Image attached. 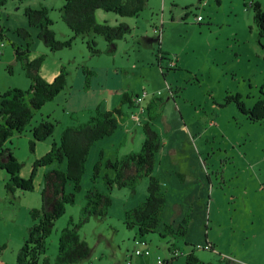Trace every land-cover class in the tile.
I'll return each mask as SVG.
<instances>
[{
	"label": "rangeland",
	"instance_id": "obj_1",
	"mask_svg": "<svg viewBox=\"0 0 264 264\" xmlns=\"http://www.w3.org/2000/svg\"><path fill=\"white\" fill-rule=\"evenodd\" d=\"M251 4L264 10V0H146L136 18L98 11V23L114 26L118 18L132 31L116 43L113 54H105L107 44L96 36L100 53L91 55L83 37L75 38L68 49L51 52L37 39V30L28 27L25 9L44 7L53 22L50 29L55 39L72 38L60 18L63 0H7L0 8V27L6 36L0 41V90L30 86L21 64L13 60L11 45L29 41L14 33L17 28L30 33L28 59L44 57L39 70L43 79L52 82L59 74H52L53 70L60 72L61 67L67 76L65 89L35 112L30 122L34 126L47 117L57 122L52 136L36 142L33 151L27 131L3 145L20 165L17 175L31 179L33 190L7 192V172L0 168V247L4 246L0 264H16L17 252L32 225L29 211L42 205L44 175L66 168L65 161L34 168L35 162L52 143L59 144L67 126L87 122L97 106L115 108L119 102L114 98L122 91L132 96L146 93L147 98L160 92L162 104L152 127L162 146L153 175L166 194L163 222L177 227L188 215L186 235L163 237L161 225L143 237L136 229H126L124 211L144 201L147 180L140 181L131 196L126 188L107 190L104 176L111 170L102 168L94 174L96 163L140 151L142 123L135 128L137 134H126L127 124L91 148L80 192H73V185L66 183L65 192L74 193L75 198L47 238L44 256L50 264L55 261L60 232L70 219L78 222L84 194L92 188L109 194L112 206L106 217H92L78 230L91 252L88 260L78 264H155L157 256L167 264H187L191 252L203 263L264 264V118L252 121L239 109L249 111L258 102L264 103V34L259 36ZM158 50L176 62V70H160L168 62L158 63ZM81 67L93 72L86 88ZM208 245L211 249H204ZM136 250H148L150 256L138 257ZM174 252L177 257L170 260Z\"/></svg>",
	"mask_w": 264,
	"mask_h": 264
},
{
	"label": "trees",
	"instance_id": "obj_2",
	"mask_svg": "<svg viewBox=\"0 0 264 264\" xmlns=\"http://www.w3.org/2000/svg\"><path fill=\"white\" fill-rule=\"evenodd\" d=\"M21 1V0H20ZM7 0H0V8ZM217 2V0H216ZM146 0H63V6L59 10L62 22L72 33V38L66 41H58L50 29L52 21L49 11L41 7L39 9L26 8L24 15L28 27L37 30V39L51 51L68 49L72 41L77 37H83L86 47L91 55H98L95 37L100 36L107 44L105 54H113L117 42L124 40L131 34L132 29L127 23L109 25L107 22H97V12L113 13L121 18H136L144 9ZM253 21L259 29V36L264 34V10L258 4H251ZM201 22V21H200ZM21 39L29 40L24 45L12 44L14 60L21 64L25 77L30 81L27 90L8 88L0 94V168L7 172L8 180L5 189L13 193L14 189L20 191H32V180H24L17 174L20 165L15 160L12 152L3 148L4 143L13 136H20L25 131L31 134L29 149L34 150L36 142H42L50 138L57 122L49 118L42 119L38 124H30L35 112L40 111L46 103L52 102L66 87L67 73L61 67L59 74L52 82H47L40 75V67L44 60L43 56L29 60L32 39L26 29L17 28L14 32ZM5 31L0 27V41L6 38ZM158 44L159 39H158ZM158 63L163 60L174 62L173 70L177 69L174 60L167 59L160 50L156 53ZM168 66V64H167ZM84 77V88L88 86L93 72L86 67H81ZM10 70V68H8ZM162 71L171 70L162 68ZM161 71V72H162ZM164 76V75H163ZM138 95L123 93L119 105L112 110H102L97 106L93 116L85 123L77 126H67L60 135V142L52 143L50 150L34 164L45 166L52 162L65 161L64 171L54 170L44 175V188L41 193L42 205L38 209H31L29 216L32 225L27 230V237L16 255V264H50L44 256L47 250V238L50 236L55 222L64 214L66 205H73L74 193H66L65 185L70 182L73 192H80V182L84 174L85 163L91 148L99 141L112 137L121 124L127 119L135 108L134 101ZM143 103L146 121L142 124L144 141L137 153H131L118 157L115 161L107 160L94 165V174L102 168L111 170V174L105 173L104 181L108 191L126 188L131 196L136 194L137 186L143 179L147 180L146 197L138 206L124 211L123 224L126 229H136L139 237L155 233L162 226V235L171 237H183L186 235L189 217L186 215L183 224L174 227L172 224L163 222V210L166 205V194L162 184L153 175L156 156L162 146L160 136L152 127V122L159 114L162 101L158 95H151ZM145 104V105H144ZM129 108L125 113L122 107ZM239 107V105H238ZM252 121H262L264 118V103L258 102L249 111H243ZM128 110V109H127ZM130 117V116H129ZM128 117V118H129ZM84 205L80 210L77 223L69 220V224L59 235L57 254L54 264H78L90 258L91 252L84 239L79 235L80 227L87 223L90 218L106 217L108 209L112 206L109 194L101 193L92 188L84 194ZM4 249L0 247V251ZM174 258H171L172 260ZM168 262L165 261V264ZM187 264H210L203 263L194 257L193 252L186 256Z\"/></svg>",
	"mask_w": 264,
	"mask_h": 264
},
{
	"label": "built area",
	"instance_id": "obj_3",
	"mask_svg": "<svg viewBox=\"0 0 264 264\" xmlns=\"http://www.w3.org/2000/svg\"><path fill=\"white\" fill-rule=\"evenodd\" d=\"M197 22H200L202 21V18L201 17H197L196 18ZM154 33L156 34L157 31L154 30ZM174 62L171 61V62H168V66L167 68L169 69H172L174 67ZM148 94L144 93L142 96H137L135 101L133 102L135 107H136V111L131 113L130 114V117L128 119L129 122H132L134 124H140V115H142L145 111H144V106H142L141 104L143 103V100L145 97H147ZM204 249H207V250H210L211 247L208 245V246H204ZM135 255L138 256V257H149L150 256V252L148 250H144L143 252H141L140 250H136L135 252ZM174 257L172 258H176L177 257V253L174 252L173 253ZM126 264H129V262L126 261ZM155 264H165V260L161 259L160 257H156L155 259Z\"/></svg>",
	"mask_w": 264,
	"mask_h": 264
},
{
	"label": "crops",
	"instance_id": "obj_4",
	"mask_svg": "<svg viewBox=\"0 0 264 264\" xmlns=\"http://www.w3.org/2000/svg\"><path fill=\"white\" fill-rule=\"evenodd\" d=\"M99 12H97V14H98ZM115 20V23L116 24H119V23H122V22H124V23H126V21L125 20H121V19H114ZM13 60H14V56H13ZM15 61V60H14ZM44 69V68H43ZM55 74V75H57L58 73H59V71H58V69L56 68L55 70H53V72H52V74ZM54 75V76H55ZM83 78V81H84V77H82ZM109 82H111V80H113V78H112V75H109ZM10 88V87H9ZM6 89H8V87L6 88ZM6 89H4V90H6ZM4 91H3V89H1L0 90V94L1 93H3ZM125 91H122V94L124 93ZM121 93H118V94H116V98H114V99H116V102H119L120 101V97H121V95H120ZM159 94V96H160V92H157L156 93V95H158ZM111 99V98H110ZM103 103L105 102V104H107V101H105V100H103L102 101ZM118 105H119V103H118ZM117 105V106H118ZM105 106V107H104ZM116 106V107H117ZM115 107V108H116ZM101 109L102 110H112V109H108V107H107V105H101ZM114 109V108H113ZM122 110H123V112H125V113H129V110H127V107L125 106H123L122 107ZM142 117V118H141ZM139 119H140V124L142 123H144L145 121H146V116H145V112L142 114V116L140 115V117H139ZM128 124V128H125V131H127V133L126 132H124V133H126V134H129V133H133V131H135L136 129V127H139L138 126V124H135V126L134 125H132V122H129L128 121V119H126L122 124H121V127L123 128L125 125H127ZM139 124V125H140ZM141 127V126H140ZM138 133V131H135V133L134 134H137ZM97 143H99V142H97ZM96 143V144H97ZM95 144V145H96ZM159 155V154H158ZM119 156V155H118ZM118 156H116V157H118ZM116 157H114V158H116ZM162 187H163V185H162ZM165 223V222H164ZM169 224H171V223H169ZM173 225V224H172Z\"/></svg>",
	"mask_w": 264,
	"mask_h": 264
},
{
	"label": "flooded vegetation",
	"instance_id": "obj_5",
	"mask_svg": "<svg viewBox=\"0 0 264 264\" xmlns=\"http://www.w3.org/2000/svg\"><path fill=\"white\" fill-rule=\"evenodd\" d=\"M168 89V88H167ZM169 90V89H168Z\"/></svg>",
	"mask_w": 264,
	"mask_h": 264
}]
</instances>
